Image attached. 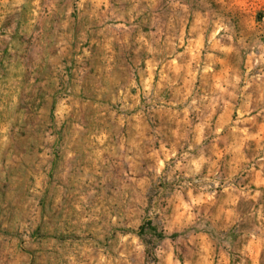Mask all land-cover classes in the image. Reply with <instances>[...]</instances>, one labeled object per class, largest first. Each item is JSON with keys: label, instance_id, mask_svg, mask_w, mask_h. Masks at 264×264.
I'll use <instances>...</instances> for the list:
<instances>
[{"label": "rangeland", "instance_id": "374dc122", "mask_svg": "<svg viewBox=\"0 0 264 264\" xmlns=\"http://www.w3.org/2000/svg\"><path fill=\"white\" fill-rule=\"evenodd\" d=\"M0 264H264V0H0Z\"/></svg>", "mask_w": 264, "mask_h": 264}]
</instances>
